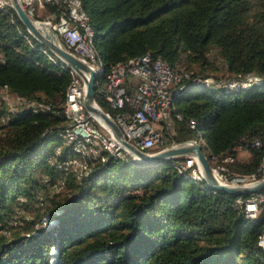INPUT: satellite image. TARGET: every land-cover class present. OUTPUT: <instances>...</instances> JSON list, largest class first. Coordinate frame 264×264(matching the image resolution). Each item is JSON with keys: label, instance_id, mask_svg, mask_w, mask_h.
I'll list each match as a JSON object with an SVG mask.
<instances>
[{"label": "trees", "instance_id": "16d2710c", "mask_svg": "<svg viewBox=\"0 0 264 264\" xmlns=\"http://www.w3.org/2000/svg\"><path fill=\"white\" fill-rule=\"evenodd\" d=\"M81 3L105 72L147 53L173 67L188 61L165 146L202 134L209 155L235 158L224 163L229 171L264 177V0ZM64 10L42 2L33 15L57 21ZM212 49L225 80L208 84L200 73L214 67ZM73 80L10 3L0 9V88L22 99L16 110L0 106V264H51L53 248L57 264H264V202L248 219L236 197L195 182L173 159L138 163L106 149L72 171L80 153L64 134ZM101 95L98 104L117 118L123 110ZM240 148L250 161L236 160ZM62 181L72 192L56 199L50 191Z\"/></svg>", "mask_w": 264, "mask_h": 264}, {"label": "built area", "instance_id": "2783aa9c", "mask_svg": "<svg viewBox=\"0 0 264 264\" xmlns=\"http://www.w3.org/2000/svg\"><path fill=\"white\" fill-rule=\"evenodd\" d=\"M24 8L32 16L33 5L37 0H21ZM54 4H63L65 10L63 13H70L73 19L83 21L77 12L76 0H53ZM62 13V14H63ZM62 14L57 21H50L53 28L62 37L67 47L85 62L92 64L91 53L88 52L87 36L79 37L77 29H70L68 24L62 21ZM85 24V22H84ZM130 79H136V85L132 90L127 88V83ZM106 87L112 95V101L116 105L129 107L130 111L125 110L124 115H119L125 120V129H122L125 137L136 144L140 149L149 151L155 146L160 149L165 148L166 130H169L173 124L168 122L166 116V95L167 87H178L168 78L166 69L157 67L155 59H148L147 62H141L138 67L125 68L123 72L111 70V73L106 79ZM86 85L83 78L79 75L77 87L73 89L69 107L75 116V123L72 127H77L79 130H95L99 131L103 137L110 138L111 144L116 149L122 148L118 141L107 130H103L96 122L91 120L90 116L85 115L84 95ZM154 92H162L163 100L161 102V121H153L151 115L152 94ZM87 114V113H86ZM155 123H159V127H155ZM105 129V128H104ZM259 144L257 140L255 142ZM170 146V145H168ZM241 149V148H240ZM239 149V150H240ZM232 161L235 159L231 156ZM238 160V157L236 158ZM187 169L201 170L200 164L196 157L189 156ZM260 172L264 173V167L259 168ZM220 180L230 181L231 184H245L259 179L257 174L242 175L238 172H231V175H222L215 172ZM241 202L244 203L245 214H257L261 210V204L264 202V193H255L254 197H243Z\"/></svg>", "mask_w": 264, "mask_h": 264}, {"label": "bare ground", "instance_id": "6f19581e", "mask_svg": "<svg viewBox=\"0 0 264 264\" xmlns=\"http://www.w3.org/2000/svg\"><path fill=\"white\" fill-rule=\"evenodd\" d=\"M37 1H42L45 3L46 2L53 3V0H37ZM7 4H9V0H0V9L4 8ZM76 4H77V12L79 13V16L81 17V19L83 21H78L76 19H73V16L70 13H63L62 14V21L64 24H68V27L70 29H77L79 37H86L87 36V28H88L87 47H88V52H90L91 56H92L91 66H93L98 73L97 77H96V84H97V90L96 91H97V93L104 95L105 99L108 101V103L112 107L119 109V110H121V109L123 110L122 112L120 111V113H118L117 118H116V121L119 123L121 128L125 129V120L122 117H120L119 115L125 114V110H124L125 107H122L120 105H116L112 101V95L109 93V91L107 90V87H106V79L109 76V74L111 73V70H116V72H123L125 70V68L138 67V64H140L141 62H147L148 59H155L156 63H157V67L166 69L169 80L171 82H173L174 84H176V86H178L176 88L175 87H167V94L168 95H166V116L168 117V122L170 124H174L175 120L173 119V114H174V111L176 110L175 100H174V92H178L180 89L183 88L182 87L183 82L186 81L190 75L185 74L186 72L184 73L178 67L170 66L163 58L154 57L151 53H147L140 58L131 59L125 63H123V62L119 63V64L115 65L110 71L109 70H108V72L104 71L101 74L97 70L96 65L94 64L98 60H101V62L104 65V62H103L101 56L99 55V52H98L97 47H96L94 28L89 21V16H88L87 12L82 8L81 0H76ZM84 22H85V24H84ZM70 71L73 74L74 80H73L72 85L70 86L69 91H68V98H67L65 111L67 114L70 115V117L73 118V120H72L73 121L72 126H73L75 123V116L70 110L69 103L71 100V95L73 93V89H75L77 87V84L79 82V74L72 68H70ZM162 100H163V93L162 92H154V94H152L151 115H153V121H161V112H159V110H161ZM176 116L180 117V115L178 113H176ZM97 119L100 122H102L99 118H97ZM190 125L193 128L196 127V124L194 121H192ZM72 126L67 129V132L64 134V137H65L66 141L71 142V143L73 142L74 150L76 152H83L86 148H88L89 144H92L96 141L97 143H100L101 145L105 146L112 154H116V155H119L122 157H126L123 153V150H124L123 148H117L116 149V147L113 144H111L110 138L103 137V135L100 134L99 131H95V130H85L84 131V130H79L77 127H72ZM194 140H196L197 142L202 144V146L206 145L205 139H204L202 134H200L199 138H194ZM209 157H210V161L212 163V167H213L214 172H218L219 174H222V175H231V171H229L230 168L228 169L227 165L224 164V163H227L230 161L232 162V158H230L231 156L228 155V156L224 157L223 159H220L211 153V155H209ZM220 160L223 163H221ZM188 162H189V156H186L183 163L179 164L177 166V168L181 172H187V176L192 178L195 182H197V183L203 182L202 171L201 170H195V169H187V163ZM213 162L216 163V167L214 166ZM261 167H264V161H263ZM242 175H250V174H242ZM221 181L228 183V184H231L230 181H226V180H221ZM254 195H255V193H253L249 196H244V195L236 196V198L234 200V204H235L236 208H239L241 211L244 210V203L241 202V198H243V197H254ZM246 216L248 219L257 220L259 215L247 214ZM259 244L262 247V249L264 250V229L260 235Z\"/></svg>", "mask_w": 264, "mask_h": 264}, {"label": "water", "instance_id": "95a60500", "mask_svg": "<svg viewBox=\"0 0 264 264\" xmlns=\"http://www.w3.org/2000/svg\"><path fill=\"white\" fill-rule=\"evenodd\" d=\"M15 9L18 17L25 24L29 32L42 44L54 52L69 68L74 69L84 80L86 91L84 95V105L86 110L99 118V122L109 133L118 141L120 146L133 156L135 162L151 163L165 159H178L185 156L196 157L202 171L203 182L211 188L223 191L234 197L244 195L249 196L253 193L264 191V177L245 184H228L221 181L215 174L209 155L204 151L202 144L194 139L179 142L162 148L156 152H149L140 149L136 144L129 141L116 121V119L103 109L96 100L97 71L89 63L85 62L74 54L67 45L61 40L57 31L53 28L50 21L36 19L31 16L24 8L21 0H9ZM55 223V222H53ZM57 248H55L54 264H57Z\"/></svg>", "mask_w": 264, "mask_h": 264}, {"label": "rangeland", "instance_id": "374dc122", "mask_svg": "<svg viewBox=\"0 0 264 264\" xmlns=\"http://www.w3.org/2000/svg\"><path fill=\"white\" fill-rule=\"evenodd\" d=\"M10 3V1H9ZM38 3H42V1H37L34 5H33V14H34V7L36 4ZM39 15L40 16H43L46 11L45 9L43 8H40L39 10ZM32 14L33 17H35L34 15ZM38 19V18H36ZM40 20H45V21H53L52 20V17L51 15H47L46 18H43V19H40ZM54 22V21H53ZM61 40L64 42V40L62 39V37L60 36ZM210 60H211V63H213L214 68L213 66H209L207 65L206 68H209L206 72H203V73H200L202 75H206L207 78H205L204 80L202 81H205L207 82L208 84H213V83H216L218 80L220 81H224L225 80V77L224 76V72L222 73V71L220 70V67H223V62H222V59H220L218 57V53L215 49H212L210 54ZM97 67V70L102 74L104 72V65L103 63L101 62V60H98L96 63H94ZM189 66L188 64V61L184 58L183 60V64L181 66H179L178 68H180L185 74H188V75H191L190 72H188L187 70H185L187 67ZM195 66V65H194ZM198 67V66H196ZM190 78V76H189ZM135 82V83H134ZM136 82L137 80L136 79H130V81L126 84L127 85V88L129 90H132L135 85H136ZM235 84H233L234 86ZM2 104L4 105H7L9 108L11 109H14L16 110L21 104H22V99L20 97H18L17 95L9 92L8 89L6 88H0V106H2ZM85 115L87 116H90L91 120H93V122H96V124H98V126H101V128L103 130H107V129H104V127L99 123L100 121L97 119V117H95L94 115H91V113H89L86 108H85ZM87 113V114H86ZM116 119V118H115ZM3 122V121H2ZM157 122V121H155ZM119 124V123H118ZM155 127H159V123H155L154 125ZM174 126V124H173ZM173 126L170 128L172 129ZM121 127V126H120ZM169 129V130H170ZM108 131V130H107ZM168 131L165 129V132ZM199 138V137H198ZM64 141V140H63ZM66 141V140H65ZM68 142V141H66ZM204 148V151L208 154L209 153V150L205 147V145L203 146ZM60 149V147H58V150ZM107 148L103 145H101L100 143H97L96 141L94 143L91 144V146H88V148H86L83 152H79L80 154L78 156H75V157H72L71 160L69 161V164L72 165L71 167V170L72 171H76L78 174H80L82 171H84V168L85 166L87 165L88 163V160L91 159L92 157H98L100 155V153L103 151V150H106ZM108 150V149H107ZM160 150V148L158 146H155L153 147L152 149H150L149 152H156ZM123 153L124 155L127 157V156H131L126 150H123ZM209 155V154H208ZM186 157V156H185ZM237 157H238V160L240 161H243V162H248L252 159V154L248 151V150H245V149H240L238 151V154H237ZM131 158L134 160L133 156H131ZM183 158V157H181ZM181 158H178V159H175V164H176V167L179 165V164H182L183 163V160ZM135 161V160H134ZM212 164V163H211ZM214 166L216 167V163H214ZM229 169V168H228ZM227 169V170H228ZM260 179V178H259ZM258 180V179H257ZM255 181V180H254ZM55 189H52L50 191V193L52 195H55V193H57L56 195V199L62 197V196H66L68 194H70L72 191L70 188L67 187V185H65L64 181L61 182V185H57L56 187H54ZM56 221L55 220H52L50 222L51 225H54L55 223H53ZM44 223L47 225L49 223L48 221V218L46 217L44 219ZM52 255H54V257L51 259V264H54L53 263V260L56 256L55 254V248L52 249Z\"/></svg>", "mask_w": 264, "mask_h": 264}]
</instances>
